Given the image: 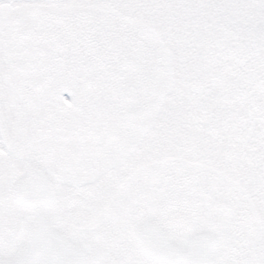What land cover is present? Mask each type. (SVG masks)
<instances>
[{
    "label": "snow or ice",
    "instance_id": "obj_1",
    "mask_svg": "<svg viewBox=\"0 0 264 264\" xmlns=\"http://www.w3.org/2000/svg\"><path fill=\"white\" fill-rule=\"evenodd\" d=\"M0 264H264V0H0Z\"/></svg>",
    "mask_w": 264,
    "mask_h": 264
}]
</instances>
